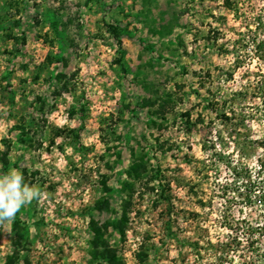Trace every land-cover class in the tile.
Here are the masks:
<instances>
[{
    "label": "rangeland",
    "instance_id": "374dc122",
    "mask_svg": "<svg viewBox=\"0 0 264 264\" xmlns=\"http://www.w3.org/2000/svg\"><path fill=\"white\" fill-rule=\"evenodd\" d=\"M13 168L0 264H264V0H0Z\"/></svg>",
    "mask_w": 264,
    "mask_h": 264
},
{
    "label": "clouds",
    "instance_id": "9594fccd",
    "mask_svg": "<svg viewBox=\"0 0 264 264\" xmlns=\"http://www.w3.org/2000/svg\"><path fill=\"white\" fill-rule=\"evenodd\" d=\"M40 195L35 186L25 182L21 171L13 168L0 175V222H11L23 206Z\"/></svg>",
    "mask_w": 264,
    "mask_h": 264
}]
</instances>
